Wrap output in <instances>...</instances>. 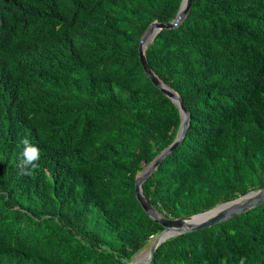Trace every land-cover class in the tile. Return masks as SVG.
<instances>
[{"label":"trees","instance_id":"1","mask_svg":"<svg viewBox=\"0 0 264 264\" xmlns=\"http://www.w3.org/2000/svg\"><path fill=\"white\" fill-rule=\"evenodd\" d=\"M180 4L0 0V264H127L162 230L135 177L180 115L138 44ZM145 56L190 114L142 184L156 211L189 217L263 188L264 0H192ZM150 264H264V204L166 240Z\"/></svg>","mask_w":264,"mask_h":264},{"label":"water","instance_id":"2","mask_svg":"<svg viewBox=\"0 0 264 264\" xmlns=\"http://www.w3.org/2000/svg\"><path fill=\"white\" fill-rule=\"evenodd\" d=\"M192 0H181L180 7L175 18L170 22H152L138 44V56L144 73L151 83L159 89L178 108L180 125L173 142L166 147L152 162L147 165L135 177L134 194L143 211L156 223L162 226V230L150 240L149 253L146 259L133 258L127 264H150L157 248L166 240L190 232H195L218 223L232 219L238 215L264 204V187L250 191L234 200L221 203L207 211L184 218H166L156 211L142 191L143 182L158 168L160 163L170 155L184 140L190 122V114L180 95L169 88L151 69L146 56V47L162 30L176 28L190 11ZM149 39V40H148Z\"/></svg>","mask_w":264,"mask_h":264},{"label":"rangeland","instance_id":"3","mask_svg":"<svg viewBox=\"0 0 264 264\" xmlns=\"http://www.w3.org/2000/svg\"><path fill=\"white\" fill-rule=\"evenodd\" d=\"M150 245V242L140 251V252H138L137 254H135V256L133 257V258H137V257H140L142 254H143V252L145 251V249L148 247ZM148 253L149 252H147L146 254H144V256L143 257H145L146 255H148ZM142 257V258H143Z\"/></svg>","mask_w":264,"mask_h":264},{"label":"bare ground","instance_id":"4","mask_svg":"<svg viewBox=\"0 0 264 264\" xmlns=\"http://www.w3.org/2000/svg\"><path fill=\"white\" fill-rule=\"evenodd\" d=\"M149 40V39H148ZM152 241V240H151ZM146 250H149V246L146 248ZM144 255L142 254L140 257H137V260L141 261L147 258L148 255H146L145 257H143ZM143 257V258H142Z\"/></svg>","mask_w":264,"mask_h":264}]
</instances>
